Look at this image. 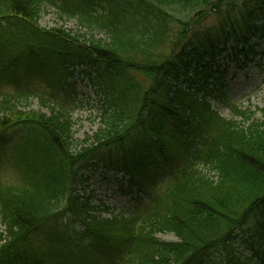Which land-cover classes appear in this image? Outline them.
<instances>
[{"label":"trees","instance_id":"16d2710c","mask_svg":"<svg viewBox=\"0 0 264 264\" xmlns=\"http://www.w3.org/2000/svg\"><path fill=\"white\" fill-rule=\"evenodd\" d=\"M47 6L106 39L40 27ZM210 15L218 24L199 37ZM256 37L264 0H0V85L23 59L34 80L60 71L49 92L0 89V145L17 174L0 181V264H246L238 238L264 264V109L252 118L231 103L224 118L206 80L228 49L249 59ZM73 65L93 68L96 87L99 125L83 140L57 98ZM201 81V97L184 87ZM33 97L50 113L29 108ZM94 160L148 201L130 215L93 205L78 188Z\"/></svg>","mask_w":264,"mask_h":264},{"label":"rangeland","instance_id":"374dc122","mask_svg":"<svg viewBox=\"0 0 264 264\" xmlns=\"http://www.w3.org/2000/svg\"><path fill=\"white\" fill-rule=\"evenodd\" d=\"M46 9L47 10L43 12L39 18L38 24L40 27L48 30L49 28L61 26L68 31H80L82 34L86 33L88 38L92 35L93 38L106 39L107 35L103 30L96 29L94 31H89V29L84 26L80 27L76 18L59 17V12L52 6H47ZM99 11L101 10L98 9V12ZM217 22L216 15H210L207 19L201 21L200 28L197 30L199 32L198 36L203 37V33L207 31L213 32L218 24ZM251 43L255 44L254 51L258 52L256 55L252 56L254 59L248 61L244 68L238 66L239 63H242L240 58L239 60L236 58L232 60V58L228 59L222 56L217 62L221 65V70H223V68L227 69L223 77L219 74H215L214 76H218L217 80L214 78L206 79L210 82V90L215 86L217 87L215 83L221 85L222 93L220 96L208 97V100L210 104H212V107L224 118L236 116L229 109V104L232 102L240 103L241 109L244 112L246 111V115H254L252 118H259L262 116L261 109H264V82L262 80L264 77V38H253ZM226 53H229V51ZM68 81L74 87V90L70 91L71 100L66 99L64 95H62L61 103L62 106L64 105L72 113V121L74 122L72 131L74 139L83 140L87 135L94 134L99 125V118L96 116L97 109L94 107L97 101V95L95 94L96 90L94 86H91L88 78H83V76L80 75L79 70H74L73 75ZM203 84L204 81H201L200 84L189 82L185 84L184 87L188 88L189 85H191L192 91L201 97L203 95L201 85ZM39 85L41 88H45L43 82H40ZM13 87V84L9 83L4 85L1 90L12 91ZM44 90L46 91V89ZM217 92V90H212L214 94H218ZM36 99L34 98L31 100L29 108L49 114L50 111L48 108L45 106L40 107L39 100ZM1 157L7 159L6 154H2ZM103 169H88L87 175L90 180L78 188L79 194L85 196L91 194V202L93 204L99 205L104 203L110 207L114 206L116 212H129L136 209L139 201L137 200L136 189H131L130 192L126 191V182L120 178V175L115 176L113 172L106 173V170ZM15 177V173L11 171L8 166H3L0 163V179L6 182H14ZM166 177V174L163 172L158 179L159 182H163ZM105 216L109 217L110 214H106ZM68 218L72 220L71 216ZM255 222L256 219L251 216L248 219L245 230H252L253 227L256 226ZM159 237L160 239L162 238L168 241H173L175 239L173 234H161ZM241 239L242 238H238L237 241L239 246L238 251L243 254L242 258L246 260V264H259V260L253 257V254L246 248L245 244L240 241Z\"/></svg>","mask_w":264,"mask_h":264}]
</instances>
